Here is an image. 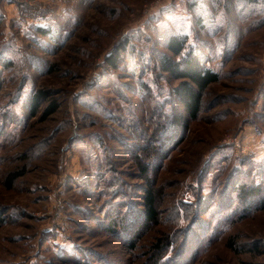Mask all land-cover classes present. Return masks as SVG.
<instances>
[{
	"label": "rangeland",
	"instance_id": "374dc122",
	"mask_svg": "<svg viewBox=\"0 0 264 264\" xmlns=\"http://www.w3.org/2000/svg\"><path fill=\"white\" fill-rule=\"evenodd\" d=\"M173 34L217 80L167 139L182 114L179 79L159 67ZM263 163L264 0H0V264H264V206L226 213L231 185L253 187ZM199 198L195 223L176 217Z\"/></svg>",
	"mask_w": 264,
	"mask_h": 264
},
{
	"label": "trees",
	"instance_id": "16d2710c",
	"mask_svg": "<svg viewBox=\"0 0 264 264\" xmlns=\"http://www.w3.org/2000/svg\"><path fill=\"white\" fill-rule=\"evenodd\" d=\"M124 44L121 45L118 44L113 53L112 57L108 56L107 60L110 64L115 65L116 60L119 57V52L123 48ZM186 46V39L184 37H180L179 35L173 34L170 35L166 42L165 47L170 52V55L164 53L159 62V67L162 71L168 72L169 75L173 79H179V84L177 87H175L174 91L176 92L177 98H179L180 105H181V112L186 116V119L181 120V115H177L174 110H170L169 116H167V119L163 122V135L164 138L168 137L167 139H170L171 136L175 137L176 133L178 132L177 129H179L178 126H180V122L185 126L189 120L195 119L197 114L200 111L201 106V100L203 91L205 88L212 82L217 80V74L210 70L207 67H204L202 62L193 54V50H185ZM46 91L43 89H39L35 91L30 98L29 102V115L35 116L36 113L39 111V107L44 102L43 98L45 97ZM46 101V100H45ZM56 103L52 101L51 103H48V105H45L44 108L41 111V119L45 118L47 115L53 113L56 110ZM149 118V117H148ZM150 121V119H149ZM159 126L161 124V121L158 122ZM158 126V127H159ZM165 129V130H164ZM169 133V134H168ZM168 134V135H167ZM175 134V135H174ZM170 140H167L166 143L168 144ZM147 145L144 144L142 149L140 150L142 153L146 152L148 148H146ZM150 167H145L142 164L141 170L144 172L148 171ZM242 171L245 172L244 169ZM239 173V172H238ZM242 173V172H241ZM259 173V179L261 180L258 183H254L253 187H245L243 184L238 185L233 184L231 185V189L233 190L235 196L237 197V203L236 206H232L229 210V212H226L228 214H231L232 218L235 219L237 217L245 216L257 208H260L261 206H264V163L263 166L260 167L258 170ZM22 173L21 172H14L8 175L5 179V184L7 186H10L12 181L16 178H18ZM229 185V186H230ZM227 189V185L225 187H222V193L219 196V200L224 203L223 207L224 209L226 206L232 205L231 198L225 195V190ZM143 205L145 207V219L146 220H154L156 217V210H155V197L152 192V189L150 187L145 188V193H143ZM226 205V206H225ZM198 208H206L204 199L199 198V200L195 202H183L178 201L175 202L173 212L176 214V217H181L182 220L188 219L195 223V220L197 217V211ZM222 208V207H221ZM195 210V212H194ZM201 211V210H200ZM225 214V212H224ZM8 214L0 211V223L1 221H5L8 218ZM230 215H224V218ZM110 221L114 224H117L116 218L110 219ZM201 227L203 222H200ZM198 226V224H196ZM218 233H221L225 229V225L221 222L218 223ZM111 230H115L114 226L108 225ZM227 227V225H226ZM171 239L168 241V238L163 239V242L161 243L160 247L158 248L159 254L162 253L164 248L169 244H171ZM159 245V243H158ZM157 245V246H158ZM158 254V255H159ZM157 255V256H158ZM162 259V258H161ZM160 259V260H161ZM159 261V258L155 257V262ZM171 264V263H170Z\"/></svg>",
	"mask_w": 264,
	"mask_h": 264
},
{
	"label": "built area",
	"instance_id": "2783aa9c",
	"mask_svg": "<svg viewBox=\"0 0 264 264\" xmlns=\"http://www.w3.org/2000/svg\"><path fill=\"white\" fill-rule=\"evenodd\" d=\"M233 145V148L237 151V152H243L245 151L246 147H243L242 146V143H239L238 141H235V140H231V142Z\"/></svg>",
	"mask_w": 264,
	"mask_h": 264
}]
</instances>
